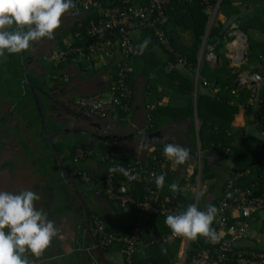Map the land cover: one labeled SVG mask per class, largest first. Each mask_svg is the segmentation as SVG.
I'll use <instances>...</instances> for the list:
<instances>
[{"label": "trees", "instance_id": "trees-1", "mask_svg": "<svg viewBox=\"0 0 264 264\" xmlns=\"http://www.w3.org/2000/svg\"><path fill=\"white\" fill-rule=\"evenodd\" d=\"M97 1L102 5H106L108 3H120L121 0ZM132 2L146 3L147 0H132ZM216 2L217 0H210L208 4L204 0H172L166 8V19L159 21L157 28L147 26L130 29L129 36L132 51H130L127 58L122 55L120 57L116 56L109 60V64L105 66L109 69L110 75L109 93L112 89L117 93L119 92L116 85L122 78L120 90L121 92L125 91L127 96H131L132 101L136 78L130 70L128 62L132 55L141 51L149 62L147 70H145L147 82L151 83L153 75L154 79L162 80L161 82L166 81L172 86V97L179 93L184 95L187 101L184 108H182L185 109L183 116H191L194 114V108H196L199 125L197 132L193 134V142L196 151L199 144L197 154H199L200 163L195 151L191 152V160L180 166L186 167L193 163V181L197 179L200 172V181L213 179L212 184L207 185L205 189V191H212L218 186L215 178L217 173L208 167L209 161L206 153H217L224 160L233 159L234 161L232 176L225 181L221 193L215 196L209 204L215 207L224 196L232 199L235 188L251 187L254 193L264 191V137L250 134L246 131L245 126L234 124L240 105H243L245 110L254 113L252 121L258 122V130L262 131L264 129V83L258 97L261 106L257 107L251 101L250 88L247 86L240 87L237 82V77L242 70L251 69L254 71L259 68L258 64L264 63V58L261 56L264 54V39L252 41L248 34L250 27L264 33V6H261L262 8L247 21H242L243 15L236 8H234L233 16L230 14L225 21H222L217 17V13L225 11L228 15L227 9L230 8L233 2L232 0H220L214 20L207 29L211 18L212 8L210 6L216 4ZM96 6H92L87 11H82L78 19L73 22V26L64 32L59 40L62 47H67L64 44V37L69 33H72L75 37L73 45H82L89 39L87 27L101 17L100 9ZM233 21L238 22L241 29L249 36L246 59L240 66L233 65L231 57L228 55L227 44L233 37L229 34ZM158 28L165 31L170 48L160 41ZM136 29L143 32L140 41L135 40L133 37V32ZM145 41L147 43L153 41L160 52L151 47L144 49ZM209 50L214 51L218 56L215 64H211L205 58L206 52ZM200 51L204 53L201 60L199 59ZM77 56V53H72L66 60L57 61V63L49 61V70L41 74H36L23 65V61L26 62L30 59V56L26 55V51L23 52V55L21 53L12 55L6 53L4 57H0V91L5 92L12 104L11 109L6 111L2 118L4 119L7 115H15V112H21L20 115L24 118L25 128L28 129L27 133L29 135V137H25L23 142L27 144L32 142L38 149V154H35V150L31 152L36 170L49 176V179L57 188H66L70 196L75 199H77L78 193L74 189H78L81 193L87 191L104 202L102 208H100L89 205V200L83 198L85 202L82 204V208L85 205L87 206L91 225L87 228V220L83 217L82 228H84L86 237L90 241H94L93 237L90 238V235H94L100 244L101 237L95 230L94 225V216L96 215L103 220L106 230L116 234L117 237L130 235L135 227L141 226V238L138 245L141 246L134 254L133 264H145V254L148 255L147 260L150 261V264H176L182 238L179 236L171 241H160L157 239L159 232L153 231L157 225L156 219L162 218L165 221L166 216L144 210L136 203L129 202L123 205L122 198L118 195L111 196L107 191L106 183L102 182L108 174H112V183L116 185L114 191L117 192H119L117 186L127 182L128 178L121 172H109V169L114 167L127 169L128 163L133 158L130 159L121 155L119 143L124 137L132 135V132L127 133L128 135L100 134L98 130L90 131L77 123H63L58 118L57 109L61 108L66 113L80 118L83 117L97 126H102L107 123V118L111 112L129 114L128 109L121 105L113 107L110 110L111 112L105 116L90 113L77 102L78 98L86 95L75 97V99L74 96L67 100L60 99L62 95L66 94L65 88L60 87L64 83L61 79L63 74L60 70L70 59L77 58ZM180 56H183L182 61L178 59ZM171 61L174 66L169 69L168 64ZM24 66L28 70L27 74L24 72ZM196 77L198 78L197 87ZM205 80L208 82L207 84L204 83ZM32 88L41 105L45 128ZM235 88L238 90L233 92ZM154 91H151L152 98L157 96ZM194 94H196L195 99ZM19 105L21 106L19 107ZM170 105L172 108L176 107L172 103ZM161 108L162 105L159 104L149 107L147 130L150 133L161 134L159 130L160 119L163 114ZM88 115L96 119L94 120ZM3 119L0 118V121H3ZM46 129H48V132ZM49 134L52 136L53 144H51ZM173 142L155 144L152 153L148 154V159L143 160L142 168L148 170L162 165L164 161L165 171L172 176H177L175 170L170 173L171 168L167 163L168 159L162 154L164 144ZM56 151L59 152L63 165L60 164ZM25 153L28 154V152ZM195 155L197 159H195ZM92 161L96 162L95 167L92 166ZM84 171L90 176V181H85L82 178ZM236 174H239V176L234 177ZM182 179L185 180V178ZM68 184H71L74 188ZM128 184L130 185L128 192L136 193L134 196L137 198L144 196L142 183L133 180L132 183ZM160 195L163 196L162 193ZM169 198L179 210H184L191 204H186V206L185 202L181 200L180 194ZM197 205L199 207L198 202ZM163 229L165 234L171 230L167 225ZM89 231H92V234ZM122 244L118 239L109 245L100 244L110 264H113V261L109 258V253L120 252ZM190 246L191 253L202 247H211L214 251L217 250L216 243L203 237H198L195 240L191 239ZM249 247L262 250L264 245L257 242ZM93 249L98 260L101 264H104L95 249V245H93ZM122 257L124 264H130L123 254ZM188 264L194 263L188 261Z\"/></svg>", "mask_w": 264, "mask_h": 264}, {"label": "crops", "instance_id": "crops-1", "mask_svg": "<svg viewBox=\"0 0 264 264\" xmlns=\"http://www.w3.org/2000/svg\"><path fill=\"white\" fill-rule=\"evenodd\" d=\"M232 2L233 4L230 6L229 9H227V12H229L228 15L227 13H225V11L217 13V17L220 20L225 21L230 14L231 16H233L232 14L234 12V8H236L237 11H239L240 14L243 15L242 21H247L255 15L256 8L258 7V5L264 3V0H232ZM261 6H264V4H262ZM64 16H66L67 19L65 18L63 26L61 23V26L55 31L53 39L42 38L40 41L33 43L31 48L26 51V55L30 56V59H28L26 62L23 61V65L27 66L29 70L33 71L34 73L41 74L45 71H48L50 66L49 61L57 63V61L52 57V54L54 50L63 48L59 41L60 37L63 36L66 30L73 26V22L79 17L74 16L72 14V9ZM64 16H62V18ZM212 16L213 14H211L207 29L210 27L212 21L214 20ZM69 18H71V20H69ZM142 35L143 32L139 29H136L133 32V37L135 40L137 39L138 41H140L139 39L142 37ZM74 38L75 37L72 33L67 34L64 37L65 46L73 45L75 41ZM41 43L47 46V51H40L39 55H36L35 52L37 51V48L39 47V45H41ZM150 47L157 50V52H160V49L155 43H153V41H150V43H145L144 49ZM117 52V57H120V51ZM228 55L231 57L233 64L231 50H228ZM108 62L109 60L105 57V54L98 52H95L94 55L85 57L84 59H78V57L70 59L66 64H64V66H62L60 70L63 74L61 79H63L64 82L63 85H61L60 87H62L63 89L65 88L66 90V94L62 95L60 99L67 100L69 98H72L73 96L75 99V97L77 98L81 95H89L93 93H101L104 96H109L108 87L110 83V75L109 69L105 67L107 66V64H109ZM148 64L149 62L147 57H145L141 51L137 54L132 55L129 59V68L136 78L135 93L132 101L130 99L131 96L129 97L130 105L127 110L129 111V114H126L125 112H111V114L107 118V123L105 125H102L104 126V131L107 130V126L109 125V119L111 118V120L114 121V126L108 127V129L110 128V132L108 133L128 135L127 133L132 132V135H130L129 137H124L119 143V151L121 155L127 158L129 157L130 159L136 156V149L141 146V144H143V147H146V153L144 156L145 159H148V154L152 153L155 144L160 142L174 141L175 143H179L187 148H190L191 152H195L196 149L195 143L193 142V134L194 132H197L199 125V120L195 111L196 108H194V114H192L191 116H183V114L185 113V109L182 108H184V104H186L187 98L180 93L177 94L175 97H172V86L166 81L161 82L162 80L154 79L153 75L151 83H148L145 73ZM25 66L24 68L26 69ZM38 66H42L43 70H37L36 67ZM27 72L28 70L26 69V74ZM153 90H155L154 93L157 94V96H155L154 98L151 97V91ZM3 93L5 94V92L0 93V100H2L3 102L2 110L8 111L9 109H11L12 104L6 94L2 95ZM171 97L173 102H171ZM195 97L196 94H194V99ZM3 98H5L6 100H4ZM170 103L176 105V107L172 108ZM158 104L162 105L161 110L163 113V121L160 119L159 124V130L161 132V134L159 135L153 132L150 133L147 130L149 119V107H154ZM57 112L59 114V120L63 123L69 122L68 116H70L71 119L74 120H79L83 118H80L79 116H74L70 113H66V111L61 108L57 109ZM253 117L254 113L245 110V107L243 105H240L239 112L236 114L234 119V124L237 126H245L246 131L250 134H257L261 137H264V133L261 130H258L257 128L258 122L256 121L257 123H255L254 121H252ZM73 121L71 120L69 123H72ZM164 121L165 123L163 124ZM15 125V123L9 125L12 133H15V129L12 128V126ZM0 130L2 129L0 128ZM257 130L259 131V133ZM99 133L108 134L101 132ZM196 141L198 140L196 139ZM124 142H126L127 148H124ZM4 143H0V146L2 147ZM14 147L19 148V153L17 154L19 158H17L15 162L18 160L20 161V163L23 164L29 162V160L27 159V154L22 149V143L20 139H17L14 144ZM198 150L199 144L197 147V151L195 152L197 156L199 155L197 154ZM196 155L195 159H197ZM206 156L207 160L209 161L208 167H210L212 171L217 173V176L215 178L217 180L218 186L214 189L217 191L215 195L217 196L221 193L225 181L232 176V168L234 165V161L233 159L224 160V158L220 157L217 153L213 152L206 153ZM170 161L171 160H168L167 162L169 163V165ZM7 162L8 160L6 159L4 160L3 164H7ZM12 165H9V167H11ZM95 165L96 162L94 161L92 163V166L95 167ZM183 168H185V166L183 167L179 165L180 170L178 169V165L176 167L172 166L170 173L175 170L178 174V170L180 172L183 170ZM8 175L12 180V171H9ZM169 176H171V174L166 171L165 177ZM238 176L239 174H236L234 177ZM47 177L49 178V176ZM6 185L8 186H6L5 189L9 192H13L14 194H18L20 191H23V186H21V183H18L17 180L16 182H14L13 187L10 186L9 183H6ZM165 186L166 185H164V188L160 190V192L164 196L170 197V195H166L165 193ZM203 188L206 189V184L203 185ZM28 190H32L40 196V186L35 185L29 188ZM58 190H60L61 193L65 196L64 198L67 201V205L65 207H62L59 202L55 203L54 194H52V199L50 201H45L44 198H41L39 201H36V207L38 209H44L46 212L49 210V219L52 220L60 228V235L53 241L51 246L45 250L44 254L40 258L37 259L31 256L30 258L36 259L37 264H101L100 260H98V258L96 257L93 249L94 241L92 242V240L90 241V239L86 237L84 228H82L83 217H87V206L85 205L86 208H82V204L85 202L84 199L86 198L87 200H89V205L102 208V204L104 202L101 201L99 198L95 197L93 194H89L87 191L85 193L79 192L77 199H75L70 196L69 191L66 188H58ZM211 194L213 195L214 193L211 192ZM80 195L82 197H80ZM209 196L212 197L211 195ZM209 196L207 194V197ZM215 196H213L212 199ZM210 202L207 203L206 208L209 206ZM66 210L67 213H65ZM156 220L157 225L153 231H158L160 234L164 233L163 228H166L164 219L158 218ZM250 225L259 234V241L257 242L261 245H264V209L259 210L254 215V217L250 219ZM90 238L92 239L91 235ZM171 240L172 239L166 241ZM254 240L255 239L247 238L246 240L241 241L240 243L246 246H252L253 244L257 243ZM147 256L148 255L145 254V264H150V261L147 260ZM109 258L113 260L116 264H124V259L119 251L109 253Z\"/></svg>", "mask_w": 264, "mask_h": 264}, {"label": "built area", "instance_id": "built-area-1", "mask_svg": "<svg viewBox=\"0 0 264 264\" xmlns=\"http://www.w3.org/2000/svg\"><path fill=\"white\" fill-rule=\"evenodd\" d=\"M172 0H147L146 3L132 2V0H121L120 3H108L102 5L97 0H75L76 7L72 9L74 16H79L82 11H87L94 5H97L100 9L101 17L87 27V34L89 39L82 45H69L60 49L54 50L52 57L56 61H62L69 58L72 53L78 54V59H84L94 55L95 52L104 53L108 60L117 56V51L127 58L132 51L130 40V29L134 27H158V22L166 19V8ZM206 3H210V0H204ZM220 0H217L216 4L211 5L212 18L215 17ZM159 39L162 43L170 48L168 36L163 29L158 28ZM109 33V34H108ZM232 40L228 43V50H231L233 57V64L240 66L246 59V52L249 42L248 34L241 29L239 23L233 21L231 23ZM203 51H200L199 59L203 57ZM245 54V55H244ZM264 58V54L261 55ZM205 58L209 60L211 64H215L218 60L217 54L209 50L206 52ZM179 61L183 60V56L178 57ZM174 63L171 61L168 64V68H172ZM258 69L252 71L251 69L242 70L238 77V85L247 86L251 90V101L255 106H261L259 101V94L263 89L264 83V63L258 64ZM122 74V72H121ZM198 78L196 77V87ZM205 84L208 82L205 80ZM122 85V78L116 88H119V92H115L112 89L109 96H104L101 93L89 94L77 99V102L84 106V108L93 114H99L105 116L110 113L113 107L121 105L125 109L129 108L130 100L125 91L120 90ZM238 89H233L236 92ZM125 98V99H123ZM123 99V100H122ZM264 103V100H263ZM264 133V129L262 130ZM142 145V144H141ZM143 160L140 155L134 156L131 162L128 163L127 169L131 170L130 174H139V178L136 182L142 183L144 188V196L137 198L134 196V192H128L133 180H127V182L121 183L117 186L118 191H114L115 184L112 183V174H108L102 182L107 185L108 193L112 195H118L122 198V204L136 203L144 210H150L152 212L160 213L162 215L177 214V209L172 200L167 196H161L160 190L155 186L154 175H165L164 169L165 162L162 165L155 166L151 169L142 168ZM198 162L200 163V157L198 156ZM82 178L85 181H90V176L83 172ZM200 189V173L197 175V191ZM233 198L229 199L226 196L222 197L216 208L218 210L215 217V221L212 224L213 228L218 233L219 239L217 242V250L214 251L211 247H202L190 251V241L186 237H181V245L178 252V259L176 264H188L191 261L194 264H264V248L262 250H256L249 246H246L241 241L247 238L255 239L259 241L258 232L250 225V219L259 211L264 209V191L254 193L251 187L235 188ZM171 200V202H170ZM233 218V220H232ZM95 230L100 234V244L109 245L114 240L121 241L122 247L120 252L126 257L130 264H133L134 254L138 250V245L141 238V226H137L133 229L130 235L117 237L106 230L105 224L98 215L94 216ZM179 237L172 233L158 234L157 239L169 240ZM99 243V242H98Z\"/></svg>", "mask_w": 264, "mask_h": 264}, {"label": "clouds", "instance_id": "clouds-1", "mask_svg": "<svg viewBox=\"0 0 264 264\" xmlns=\"http://www.w3.org/2000/svg\"><path fill=\"white\" fill-rule=\"evenodd\" d=\"M75 7V0H0V57L27 51L42 38L53 39L62 16ZM162 154L177 165L192 158L190 148L174 142L165 143ZM117 171L129 180L139 178L129 169H109ZM153 175L156 188L162 190L165 175ZM169 188L173 193L182 191L175 182ZM39 200L32 190L18 194L0 191V264H37L30 256L40 258L60 235V228L48 213L36 207ZM217 212L214 205L201 210L192 203L177 214L167 215L164 222L177 236L192 240L203 237L214 243L219 239L212 227Z\"/></svg>", "mask_w": 264, "mask_h": 264}, {"label": "rangeland", "instance_id": "rangeland-1", "mask_svg": "<svg viewBox=\"0 0 264 264\" xmlns=\"http://www.w3.org/2000/svg\"><path fill=\"white\" fill-rule=\"evenodd\" d=\"M262 4H264V3H262ZM262 4L258 5V7L256 8V12L262 8L261 7ZM256 6H257V4H256ZM65 18H66V16L61 18L62 26H63V22H64ZM69 20H71V18H69ZM248 34L251 37L252 41L264 39V33L260 32V30L255 29L253 27H250L248 29ZM40 51H42V52L47 51V46L45 44L41 43V45H39V47L37 48V51L35 52V54L39 55ZM36 68L39 71L43 70L42 66H38ZM0 93H2V91H0ZM2 95H5V94L3 93ZM3 99L6 100L5 98H3ZM2 105H3V102H2V100H0V118L1 119H3L2 115L6 112L5 110H2ZM20 106L21 105H19V107ZM83 113H85V112H83ZM20 114H21V112L20 113L15 112V115H12V116L7 115L4 117L3 121H0V128L2 129V130H0V143L5 142L4 145H2V147L0 146V191H7L5 189L6 186H8V185H6V183H9V185L13 187L14 182H16V180L18 183L19 182L21 183V186H23L22 190H28L29 188H31L35 185H38V186H40V199L44 198L45 201H50L52 199V194H54L55 195L54 196L55 197L54 198L55 203L59 202L62 207H65L67 205V201L64 198L65 196L61 193L60 190H58V188L55 186V184L53 182H51V180L47 177V175L36 170L35 163H33L34 157H33L31 152H32V150L33 151L35 150V154H38V149H37V146L34 145V143H32V142L30 144L23 142L25 140V137L26 136L29 137V135L27 133L28 129L25 128L24 118ZM88 116L91 117L90 115H88ZM91 118H93L94 120L96 119L95 117H91ZM68 120L70 122L71 120L73 121L74 119H71V117L68 116ZM161 120L163 121V117L161 118ZM69 122H68V124H69ZM76 122H77V124H79L83 127H86L90 131L98 130L101 133L110 132V128L108 129V127L114 126V121H112L111 118L109 119V125L107 126V130H105V131H104V126H97L96 124H94V123H92L89 120H86L84 118H81L79 120L75 119L72 123H76ZM12 123L16 124L15 126H12V128L15 129V133L11 132V129L9 126V125H12ZM164 123H165V121L163 122V124ZM18 126H20V127H18ZM16 128H17V130H16ZM122 131H124V130H122ZM21 136H22V139H21ZM13 139H15L16 141H17V139L21 140V143L23 144L22 149L25 152H28L27 159L29 160V162H27L25 164L20 163L19 160L15 162V160H17V158H19V156L17 155L19 153V148L14 147V144L16 141ZM26 145H28V146H26ZM123 145H124V148H127L126 142H124ZM138 145H139V143H138ZM136 153H137L136 155H140V157L142 159H145L144 156L146 153V147H143V144H142L141 146H139L136 149ZM6 159L8 160L7 164H9V165L13 164L11 167H9V165H7V164H3L4 160H6ZM30 161H32V162H30ZM172 166L176 167L177 164H175L173 161H170V167L172 168ZM178 169H179V165H178ZM179 170H178L177 176L171 175L169 177H166V179H165V185L166 186L165 187L168 188L167 191L165 192L166 195L175 196L177 194H180L181 200L183 202H185V204H189V203H191V204L196 203L197 204V202H198L199 208L201 210H206L207 203L210 202L212 197L216 195L217 191L216 190L205 191V188H203V185H205V184H206V186L211 185L213 179H207L206 181H200V189H199V191H197V179L195 181H193V179H192L193 173H194L193 163L186 166L185 168H183L182 171L179 172ZM9 171H12V173H13L12 180L8 175ZM183 177H185V180L182 179ZM174 182L179 184L182 191H179L177 193H173L170 190L169 185L174 183ZM27 186H29V187H27ZM211 192H213L214 194L212 195ZM207 194H208V196L211 195L212 197H210V196H209L210 198L207 197ZM48 211H47V213H48ZM104 211H106V210L104 209ZM65 213H67V210ZM113 264H116V263L114 262Z\"/></svg>", "mask_w": 264, "mask_h": 264}, {"label": "water", "instance_id": "water-1", "mask_svg": "<svg viewBox=\"0 0 264 264\" xmlns=\"http://www.w3.org/2000/svg\"><path fill=\"white\" fill-rule=\"evenodd\" d=\"M247 45L249 46V42L247 43ZM21 54L23 55V52H22ZM244 55H245V54H244ZM24 69H25V68H24ZM25 74H26V69H25ZM31 90H33L32 92L34 93L35 100H36V103H37L38 109H39V111H40V114H41V117H42V122H43V125H44V116H43V113H42V109H41L40 102H39L37 96L35 95L34 89L32 88ZM44 128H45V125H44ZM46 131L48 132V129H46ZM49 138H50V140H51V144H53L52 136H51L50 134H49ZM56 152H57V156H58V158H59V162H60V164L63 165V163H62V158H61L59 152H58V151H56ZM63 173H64V172H63ZM64 175H65V173H64ZM68 183H69V182H68ZM68 185H69L70 187H73V186H71V184H68ZM73 188H74V187H73ZM74 190H75V192L79 193L78 189H74ZM80 196H81V195H80ZM85 207H86V206H85ZM86 213H87V215H86V216H87V217H86V220H87V228H89L91 224H90V218H89V213H88L87 208H86ZM89 232H90V234H92V231H89ZM92 237H93V240H94L95 249H96L97 253H99V255H100L102 261L104 262V264H110V263L108 262L106 256H105V254H104V252H103V250H102L100 244L97 242V239L94 237V235H92Z\"/></svg>", "mask_w": 264, "mask_h": 264}]
</instances>
